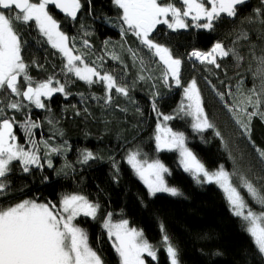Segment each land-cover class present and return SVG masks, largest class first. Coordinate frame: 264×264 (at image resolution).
I'll return each mask as SVG.
<instances>
[{"label":"trees","instance_id":"trees-1","mask_svg":"<svg viewBox=\"0 0 264 264\" xmlns=\"http://www.w3.org/2000/svg\"><path fill=\"white\" fill-rule=\"evenodd\" d=\"M82 4L75 20L58 14L53 7H49V11L61 31L75 38V54L87 53L85 59L89 66H97L101 74L108 72L126 83L130 99L113 90L111 103H106L102 99L105 96L103 83L88 85L67 73L65 57L47 42L35 22L19 24L22 57L29 65L33 81L53 77L54 81L66 85L69 94L45 97L44 109L25 100L23 103L28 107L20 111L5 108L4 115L15 118L14 134L25 150H32L33 145L20 125L28 118L40 125L32 129L31 139L39 145L38 155L43 166H30V171L25 173L23 165L14 161L7 177L9 188L0 195V205L35 199L59 207L65 194H82L100 203L102 211L97 219L81 215L76 223L88 233L90 245L104 264H120L113 243L102 227L107 213L112 214L113 221L127 220L130 227L143 232L158 254V259L149 260V264H170L162 243L165 234L178 250L180 264H264V258L245 231L246 222L232 214L223 191L213 183L197 184L179 165L177 151L157 152L155 134L161 115L152 109L153 94L158 93L155 101L159 112L175 117L183 100L184 83L195 78L205 112L214 127L196 131L191 127V117L182 115L169 123L184 132L189 147L206 169L213 171L223 166L233 174L232 183L249 204L260 209L242 187L240 177L257 184L264 177V160L256 151V148L264 149V122L253 119L250 141L225 104H233L238 97L239 81L244 82L245 90L252 85L254 77L249 71L248 53L254 48L259 55L264 48V25L254 13L261 7V0H247L237 6V16H222L214 31L194 27L173 31L159 25L150 34L155 43L168 47L173 56L181 59V87L172 83V79L165 86L164 68L159 58L133 32L121 31L122 27H127L119 19L122 10L113 0H90V3L82 0ZM241 33H246L247 39H240ZM85 40L90 47H85ZM217 41L226 48L235 46L245 56L239 67L231 56L218 60L220 68L191 57L193 50L209 51ZM128 49L137 54L135 59ZM113 54L120 59H113ZM141 75L144 80L138 79ZM217 91L225 93L223 101L216 95ZM229 91L232 96L227 95ZM0 97V107L22 99L10 91L1 93ZM42 141L60 151L49 152ZM84 151H91L97 158L81 163ZM132 151H139L142 160H162L169 169V185L178 188L182 195L157 193L150 196L127 163L126 155ZM48 160L52 162L51 168Z\"/></svg>","mask_w":264,"mask_h":264},{"label":"snow or ice","instance_id":"snow-or-ice-1","mask_svg":"<svg viewBox=\"0 0 264 264\" xmlns=\"http://www.w3.org/2000/svg\"><path fill=\"white\" fill-rule=\"evenodd\" d=\"M113 2L122 10L119 19L123 25H127V28L122 27L121 31L133 32L140 42L159 58L164 68L162 79L165 86L171 78L176 86L181 87V59L175 58L168 47L150 39V34L157 25H166L173 31L189 27L214 31L222 16L236 17L237 6L245 4L247 0H169L167 3L163 0H113ZM50 5L72 20L77 19V14L83 7L82 0H0V93L10 90L11 94L22 98L0 107V195L9 188L10 182L7 177L11 173L14 161H19L23 165L22 170L25 173L30 171V166L37 168L43 166L41 156L38 155L39 145L31 139L32 129L39 128L40 125L30 118L20 125L29 137L28 142L33 145L32 150H25L16 142L17 137L13 132L15 118L6 117L5 108L20 111L28 107L23 103L26 100L36 108L44 109L46 105L42 97L50 99L56 93H63L65 96L69 94L66 85L54 81L53 77L41 82L33 81L28 72L29 65L22 57L23 41L17 27L19 24L35 22L40 33L47 38V42L66 58L67 63L64 67L67 73L74 74L88 85L103 83L105 96L102 99L106 103H111L113 90L130 99L129 86L126 83L108 72L101 74L97 66H89L85 59L87 53L75 54L77 52L74 47L75 38H70L60 30L59 23L49 11ZM254 13L260 18L261 25H264V0H261V7L255 9ZM239 38L247 39V34L241 33ZM83 43L85 47H90L87 40ZM128 51L135 59L137 54L132 49ZM190 55L202 64L206 63L216 68L221 67L218 62L220 59L231 56L237 67L245 59L235 46L226 48L219 41L209 51L193 50ZM248 56L251 60L249 71L254 77L252 85L245 90L244 82L239 81L238 97L234 99L233 104L226 103L225 106L251 141L253 119L259 118L264 122V48H261L259 55L251 48ZM113 59L119 60L120 57L113 54ZM140 63L143 65L142 58ZM21 77L23 83L19 79ZM138 79L144 80L145 77L141 75ZM213 88L215 89V86ZM157 95L158 93L153 94L152 109L159 116L162 113L159 112L155 101ZM216 95L222 101L225 98L223 92L217 91ZM227 95L232 96L233 93L229 91ZM183 97L176 116L163 115V121L167 122L182 115L191 117V127L196 131L202 132L213 128L195 79L183 87ZM216 135L219 136L220 133L216 132ZM41 143L49 152L60 151L59 148H49L47 141ZM155 147L157 152L177 151L180 157L179 165L197 184L215 183L219 186L225 194L230 211L246 222L245 231L252 239L258 254L264 258V177L260 178L259 184L244 176L240 177L242 187L246 189L249 198L259 205L260 210L254 211L238 187L233 185V174L226 171L223 166L212 172L206 169L186 147L183 132L173 131L166 124L157 123ZM256 151L264 160V149L256 148ZM45 154L47 155V152ZM81 155L80 162L83 164L97 158L91 151H84ZM140 155L139 151L130 152L127 163L143 181L150 196L154 197L157 193H168L174 197L182 195L178 188L166 183L164 174L169 173V169L159 159L149 162L146 158L140 159ZM48 167H52L51 160H48ZM101 211L100 203L92 202L82 194H65L60 200L59 207L50 202H37L35 199H24L14 205H0V264H104L101 256L90 245L88 233L76 223L81 215L97 219ZM102 227L107 230L110 239L115 237L113 247L120 258V264H145V253L153 261L157 260L156 248L144 239L142 231L130 228L127 220L114 223L112 214L107 213ZM161 230L163 231V225ZM162 243L170 264H180L178 250L172 245L167 234L163 235Z\"/></svg>","mask_w":264,"mask_h":264},{"label":"rangeland","instance_id":"rangeland-1","mask_svg":"<svg viewBox=\"0 0 264 264\" xmlns=\"http://www.w3.org/2000/svg\"><path fill=\"white\" fill-rule=\"evenodd\" d=\"M126 27H127V25H125ZM159 25H157V27H158ZM166 26V25H165ZM61 30V29H60ZM151 39V38H150ZM175 57V56H174ZM175 58H177V57H175ZM193 59H195L194 57H192ZM66 59V58H65ZM180 59V58H179ZM66 63H67V60H66ZM93 79H96L95 77L93 78ZM169 79H171V78H169ZM193 79H195V78H192L191 80H193ZM190 80V81H191ZM196 80V79H195ZM190 81H187L186 83H184V86L183 87H186L187 86V84L190 82ZM197 82V81H196ZM172 83H174L175 84V82L172 80ZM197 87L199 88V86H198V83H197ZM9 91V90H8ZM1 94V93H0ZM7 97V96H6ZM8 97L9 98H11V96L10 95H8ZM202 97V96H201ZM44 98L45 97H42L41 99H42V101H44ZM184 98V97H183ZM166 115V114H165ZM158 123H161L162 125L163 124H166L168 127H170V128H172V126H171V124L169 123V121H167V122H165V121H163V115H161V117L159 118V122ZM191 123H192V120H191ZM173 129V131H179V130H176V129H174V128H172ZM13 132H14V129H13ZM179 132H182V131H179ZM184 133V132H183ZM156 135V134H155ZM185 137H186V135H185ZM17 143H18V141H16ZM186 147L187 148H189V150H191L192 151V149L189 147V145H188V143H187V139H186ZM193 152V151H192ZM179 154V153H178ZM193 154L195 155V153L193 152ZM127 156L128 155H126V160H127ZM196 156V155H195ZM197 157V156H196ZM140 159H142V157L140 156L139 157ZM179 159H180V157H179ZM197 159L199 160V158L197 157ZM160 160V159H159ZM161 161V163H163L166 167H167V165L162 161V160H160ZM200 161V160H199ZM149 162H152V161H149ZM201 162V161H200ZM202 163V162H201ZM168 168V167H167ZM219 169V168H218ZM218 169H216V170H213V171H217ZM225 169V168H224ZM226 170V169H225ZM227 171V170H226ZM210 172H212V171H210ZM167 174L168 173H166V174H164V178H165V181H166V183L169 185V183H168V181H167ZM137 176V175H136ZM138 177V176H137ZM139 178V177H138ZM140 179V178H139ZM141 181V180H140ZM142 183H143V181H141ZM144 184V183H143ZM213 184H215V183H213ZM216 185V184H215ZM234 185V184H233ZM169 186H171V185H169ZM218 186V185H217ZM235 186V185H234ZM173 187V186H172ZM219 187V186H218ZM166 194H168V193H166ZM225 195V194H224ZM245 200H246V202L248 203V205L254 210V211H259L260 209H258V208H255V207H252L250 204H249V202L247 201V199L245 198ZM37 202H39V201H37ZM45 203V202H44ZM113 221V220H112ZM114 223H118V222H120V221H113ZM129 226V225H128ZM130 227V226H129ZM130 228H135V227H130ZM135 229H137V230H139V231H141L140 229H138V228H135ZM106 230V229H105ZM107 231V230H106ZM143 233V232H142ZM143 237H144V235H143ZM114 239H115V237H112L111 238V241H112V243H113V241H114ZM144 239H146L145 237H144ZM147 240V239H146ZM150 243V242H149ZM151 244V243H150ZM157 251V250H156ZM144 259H145V264H149V260H152L151 259V257H148L147 256V254L145 253L144 254ZM157 259H158V254H157Z\"/></svg>","mask_w":264,"mask_h":264},{"label":"water","instance_id":"water-1","mask_svg":"<svg viewBox=\"0 0 264 264\" xmlns=\"http://www.w3.org/2000/svg\"><path fill=\"white\" fill-rule=\"evenodd\" d=\"M49 7H53L54 9H55V11L58 13V14H61V15H64V16H66L64 13H62V12H60L58 9H56L54 6H49ZM20 79V78H19ZM10 91V90H9ZM26 101V100H25ZM1 102H2V100L0 99V104H1ZM26 102H28V101H26Z\"/></svg>","mask_w":264,"mask_h":264},{"label":"flooded vegetation","instance_id":"flooded-vegetation-1","mask_svg":"<svg viewBox=\"0 0 264 264\" xmlns=\"http://www.w3.org/2000/svg\"><path fill=\"white\" fill-rule=\"evenodd\" d=\"M20 81L22 82V77L20 78ZM26 87V86H25ZM23 90V89H22ZM0 99H1V97H0ZM2 100V99H1Z\"/></svg>","mask_w":264,"mask_h":264}]
</instances>
